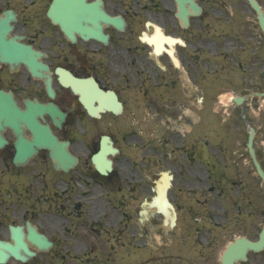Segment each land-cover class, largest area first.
I'll return each mask as SVG.
<instances>
[{
	"label": "flooded vegetation",
	"instance_id": "obj_1",
	"mask_svg": "<svg viewBox=\"0 0 264 264\" xmlns=\"http://www.w3.org/2000/svg\"><path fill=\"white\" fill-rule=\"evenodd\" d=\"M50 1L0 0V14L15 12L10 35L41 53L52 95L45 78L23 63L11 69L0 62V90L11 92L21 112L35 113L60 144L68 143L76 160L67 171L55 168L49 150L35 144L34 130L24 122L2 127L0 112V225H42L52 241L45 253L57 246L56 257L65 259L59 249L65 222L77 225L89 195L78 194L76 183L87 188L82 177L89 185L104 183L114 204V197L127 194L128 182L139 179L128 166L146 160L154 145L157 156L147 159L151 176L158 178L163 165L171 173L177 257L185 264H202L210 251L215 257L216 228L255 237L264 219V184L246 146L253 131L254 149H264V33L249 2L196 0L200 12L194 13L185 1L183 18L177 0H101L114 19L99 22L105 39L87 33L94 26L83 20L70 39L47 17ZM255 1L264 14V0ZM35 102L54 104L59 126L50 113L34 109ZM146 124L159 135L170 130L163 146L156 134H145ZM103 136L117 148L106 176L91 160Z\"/></svg>",
	"mask_w": 264,
	"mask_h": 264
},
{
	"label": "rangeland",
	"instance_id": "obj_2",
	"mask_svg": "<svg viewBox=\"0 0 264 264\" xmlns=\"http://www.w3.org/2000/svg\"><path fill=\"white\" fill-rule=\"evenodd\" d=\"M154 130H152V135ZM167 136L166 132H161L159 136V143L163 146V139ZM262 156L264 157V149H260ZM155 150L149 151L150 155L155 154ZM143 162H147L144 160ZM129 169L131 166H128ZM166 167V166H162ZM146 169V167H145ZM138 180L130 182V185L134 188L133 191H138L137 196H132L131 192L122 197H118V201H121L123 205L125 199H128L130 206L125 207L128 213L125 216L124 221L129 225H117L116 220L120 218V208L113 206V202L110 198L105 197L108 187L104 185H96L91 188L89 185L85 193H90L84 197L81 205V210L78 213L80 215L77 220V225H68L65 222L66 237H63V242L59 246L61 251L66 250L67 246L72 248V245L76 244L78 249H73L74 253H67L65 259H59L56 257L53 251L42 255L39 258H34L29 264H185V262L177 257L173 244L170 242V235L163 236L160 230L152 231L150 235L147 230L150 225H139L138 223V209L142 197L149 196V185L143 187V175L139 174L136 170ZM152 170H147L146 175L150 176ZM146 183H148L146 181ZM82 189L85 188H81ZM83 196V191L79 193ZM78 194H72V196H78ZM108 195V194H107ZM114 205L116 202L114 200ZM94 207H97L96 209ZM101 207V209H100ZM97 218L100 223L98 225H92L90 219ZM122 219V221H123ZM154 222L159 221V217L156 215L153 219ZM126 222V223H127ZM59 226V225H58ZM215 231L219 238V246H217L215 257L212 255V251L208 253V259L203 261L202 264H218L217 256L220 252L221 246L234 230L227 231L218 229ZM220 231V234L218 233ZM70 236V237H69ZM253 237V235H252ZM58 250V247H57ZM9 264H13L9 262ZM193 264H201L194 261ZM248 264H264V251L258 254H252Z\"/></svg>",
	"mask_w": 264,
	"mask_h": 264
},
{
	"label": "water",
	"instance_id": "obj_3",
	"mask_svg": "<svg viewBox=\"0 0 264 264\" xmlns=\"http://www.w3.org/2000/svg\"><path fill=\"white\" fill-rule=\"evenodd\" d=\"M66 3L69 0H53L49 10H48V15L52 18L54 22H59L64 25H69L71 24L69 18L72 15V18H75V24L78 26L80 24V19H85L89 22H92L94 25L98 26L99 28V21L103 19L100 14V10L98 12L99 15H96L94 11H92L91 16L84 17V12L89 9H84L81 10L77 6L70 8V10H61V7L63 5L61 3ZM179 1V6L181 8H184L183 6V0H178ZM194 7H196L194 5ZM68 12V13H67ZM5 17L0 18V58L2 61H7V62H17V61H22L25 64L28 65V67L32 70L33 73L37 75H41L39 71H37V68H42V65L35 64V58H34V52L29 49L28 46L15 41L14 39H6V34L7 31L11 29V25L9 24V20L14 17L13 13L7 11L5 13ZM68 14V16H67ZM67 16L65 18H62L64 16ZM107 19H110V17L105 16ZM77 19V20H76ZM97 21H96V20ZM260 22L263 25L264 29V19L261 16L260 17ZM89 32V31H88ZM9 95L0 92V112L1 116L3 119L4 124L8 125H14L12 123V118L9 115L11 113L12 109V102L9 99ZM45 109H48L49 111H52L53 108L52 106H46L44 107ZM8 111V113H7ZM33 126L35 128H41V125L34 119L33 120ZM45 137L44 140H48L50 143L54 142V138L51 137V135L48 132H44ZM54 157L57 154V150L54 148L53 150ZM101 155L103 156L104 153L102 152ZM66 158L68 159V155H66ZM102 164L97 165V168L101 171L104 172V168H108V162L103 161L101 159ZM67 166V165H66ZM257 168L259 174L264 178L263 172L261 171L259 164L257 163ZM10 236L13 239L14 243H10L8 241H0V261H5L9 257V255H12L16 258L19 259H25L24 256L20 254V249L25 252L26 254H32L31 251L27 249L26 244L23 241V236H22V231H21V226H16V227H10ZM27 238L35 245H37L39 248H44L47 246V242L45 241V238L37 234L32 228L28 229V235ZM264 247V226L260 232L259 238L256 241H249L244 237H237L233 242H231L226 251L223 253L222 258H221V263L222 264H239L237 263L239 260H245L246 259V252L248 249H252L255 251H259Z\"/></svg>",
	"mask_w": 264,
	"mask_h": 264
}]
</instances>
